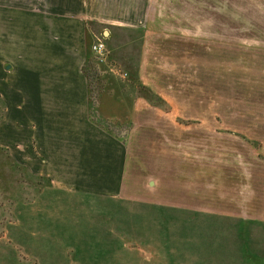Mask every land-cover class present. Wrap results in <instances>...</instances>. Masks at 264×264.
Masks as SVG:
<instances>
[{"label": "rangeland", "instance_id": "374dc122", "mask_svg": "<svg viewBox=\"0 0 264 264\" xmlns=\"http://www.w3.org/2000/svg\"><path fill=\"white\" fill-rule=\"evenodd\" d=\"M73 2L50 8H81L102 85L81 127L42 125L27 74L66 72L8 61L2 15L0 264H264V0Z\"/></svg>", "mask_w": 264, "mask_h": 264}, {"label": "crops", "instance_id": "0c3cea01", "mask_svg": "<svg viewBox=\"0 0 264 264\" xmlns=\"http://www.w3.org/2000/svg\"><path fill=\"white\" fill-rule=\"evenodd\" d=\"M73 1L76 3V0ZM74 2L73 5H75ZM78 3L80 4L79 1ZM39 5L40 7L35 9V6ZM2 15L9 16V30L26 31L24 39L22 36L20 38V35L15 39L13 45L15 48L11 49L8 61L13 63L52 62L57 65L52 68L55 67L58 69L57 71L66 72L63 76L60 74L49 76L51 80L47 78L45 80V75L36 77L37 72H34L32 76L27 74V78L36 81V84L32 86L33 89L29 90L31 109L49 112L48 115H42V125H45V119H52L50 121L59 123L62 120L67 123L76 121L80 127L82 121L85 124L89 123V118L92 119L89 114L90 92L83 69L87 62L86 48L90 45L93 34L90 24H85L82 21L81 8L67 6L66 3L63 7L57 5L50 8V0H41L40 3L38 0H0V27ZM122 29L132 31L129 30V26ZM18 34L20 33L18 32ZM21 46L25 47V55L18 53V47ZM50 47H55V53H50ZM9 68L10 66L7 67V70ZM70 72L72 76L69 75ZM132 77L134 78V76ZM135 78L138 77L135 76ZM139 94L141 95V90ZM48 95L55 96L52 103L49 101L50 98L46 102L45 96ZM115 106L121 111L118 117L125 122L130 121L132 112L141 111L138 108L139 104L130 106L126 103L123 105L121 102Z\"/></svg>", "mask_w": 264, "mask_h": 264}, {"label": "trees", "instance_id": "16d2710c", "mask_svg": "<svg viewBox=\"0 0 264 264\" xmlns=\"http://www.w3.org/2000/svg\"><path fill=\"white\" fill-rule=\"evenodd\" d=\"M90 62H91V59H90V56L89 58H87V62L85 64V67L83 69V73L85 74V76L87 77V81H88V84H89V92H90V95L92 93H94L96 91V87H102V85H98V82L100 80V74L96 71H90L91 70V67H90ZM141 93H143V95L145 94L146 95V88H141ZM92 100L93 98H90V101L92 103ZM0 151H2V149L0 148ZM11 159V158H10ZM13 167H15V169H21L20 167H18L17 165L15 164H12Z\"/></svg>", "mask_w": 264, "mask_h": 264}, {"label": "built area", "instance_id": "2783aa9c", "mask_svg": "<svg viewBox=\"0 0 264 264\" xmlns=\"http://www.w3.org/2000/svg\"><path fill=\"white\" fill-rule=\"evenodd\" d=\"M92 52L98 57L101 63H107L109 57V51L104 41L97 40V42L93 44ZM127 76L128 74L125 73L123 74L122 77H127Z\"/></svg>", "mask_w": 264, "mask_h": 264}]
</instances>
